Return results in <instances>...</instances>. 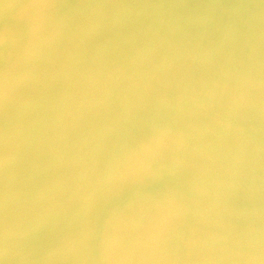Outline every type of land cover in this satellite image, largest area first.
Masks as SVG:
<instances>
[{
    "label": "bare ground",
    "instance_id": "1",
    "mask_svg": "<svg viewBox=\"0 0 264 264\" xmlns=\"http://www.w3.org/2000/svg\"><path fill=\"white\" fill-rule=\"evenodd\" d=\"M263 21L264 5L261 0H0V238L3 235L5 243L9 242L6 238H11L10 241L16 239L17 247L12 244L18 248L15 252L24 248L22 251L28 250L29 254L30 249L31 256L32 249L25 248V244L33 241L29 237L35 231L33 227L38 222L36 219H41L42 215L48 222L46 219L49 217L54 229V224L68 221L72 215L71 219L80 222L77 220L78 225L73 222L76 225L71 227L75 228L72 231L75 233L72 257L64 264H94L93 259L99 255V244L94 249L97 239L92 235L84 238L82 228L90 225L96 228L97 213L95 209L87 208L84 202L87 199H81L82 193L76 192L79 183L88 177H94L97 181L109 177L111 189L98 196L97 207L106 208L116 199L125 204L133 196L132 192L143 190L141 188L149 171V156L152 155L156 159L160 158V165H153L151 169L155 188L152 192H158L156 199L148 194L153 198L150 199L152 202H158L157 205L152 204L163 206L164 203L159 204L157 201L161 200L158 194H167V198H164L168 202L175 198L170 202L174 203L171 208L165 203L168 207H164L168 210L164 209L170 212L161 227L157 219H161L162 215L158 217L157 213V218H154L156 213L151 210L154 207L152 204H148L153 206L151 208L144 205L145 209L141 208L143 212L149 208L148 211L154 214L147 211L149 215L145 217L152 215L151 218L158 223L156 227L151 226H158L159 231L156 229L150 234L158 233L156 238L159 235L161 258L158 259L161 264H175L178 260L181 264H264V167L252 165L248 159L250 153H247L246 163L238 139H247L252 144L264 142V60L261 64L257 63L262 69L255 74L259 84L253 89L249 105L245 103L233 114L232 120L239 123L234 132L236 135L224 139L220 136L211 137L208 131L216 119L218 103L225 98V83L233 77L231 66L243 64L244 50L252 46L250 37L259 34L264 46ZM240 36L244 39H237ZM234 44L240 48L232 56L228 51L232 50ZM261 54L264 56V47ZM220 66L224 67L223 71ZM184 71L191 78L189 81L185 78L184 81L192 82L181 85L180 79L183 78L179 79L178 75L183 77ZM178 88L187 92L183 98L176 92ZM166 92H171L168 99L167 95L163 98ZM178 92L181 93L180 90ZM159 102L163 103L160 106L166 108V112H172L176 105H186L190 115L197 111L193 120L184 121L192 132V139L182 146L178 143L167 146L169 149L164 147V133L171 125L161 128L165 132L153 129L155 122L156 130L163 125L161 123H167L164 118L161 119L163 122L159 121V117L165 113L160 107L162 116H158ZM172 104L175 108H172ZM255 109L258 111L255 112ZM151 115L155 118H151ZM252 115L256 117L255 121ZM149 117L155 119L152 120L155 121L152 122L154 125H149L154 131L144 130ZM150 118L148 121L151 122ZM148 121L147 124H150ZM177 123L173 124L175 129L181 122ZM149 132H153L154 138H148ZM234 136L239 137L235 139ZM218 145L219 149L215 150L217 157L207 158L209 152ZM184 147L186 150L179 156L178 151ZM237 148L238 153H235ZM182 170L185 174L181 175L183 180L180 174L178 176ZM172 173L179 181L182 180L181 183L178 181L179 186L175 184L177 182L171 183L172 179L169 178L173 177ZM59 179L63 181L57 182ZM57 183H60V187ZM33 185L39 189L43 185L45 190H41H47L48 195L51 192L58 194L53 195L59 197V201V198L50 195V202H45V208L48 203L52 206L50 209L48 205L50 212L45 211L44 206H38L40 211L34 209L40 215L32 209L35 206L31 204L37 203L35 200H43L44 203L49 197L42 195L44 191L41 193L36 189L41 194L38 193V196L37 192L34 193L37 196L32 195L36 198H31V202L29 198L34 192L32 190H35ZM169 185H174L176 192L170 191L173 188ZM76 193L81 195L78 202L75 199L78 196L74 197ZM25 197L30 202L25 201ZM79 201L85 203L86 208ZM27 202L28 218L22 220V211L17 216L15 213ZM27 207L25 205L22 210L26 212ZM157 207L156 212H167L160 208L161 212ZM41 209L45 213L41 214ZM32 210L39 216L35 218V213L32 215L34 217L31 216L35 218L32 219L35 220L34 225L29 216ZM136 214H140V211ZM15 216L24 222L30 219L32 224L28 220L25 228H19L20 233L16 224L11 222ZM128 216L133 219L130 213ZM151 218L144 219L143 216V221ZM20 219L16 220L19 222ZM132 219L127 227L135 223L136 227L142 225L140 220H136L137 226V222L133 220V223ZM47 222L40 224L46 225ZM149 222L143 225L147 228L153 224V221ZM8 225H15L20 238L16 230V233L13 232L14 227H10L13 230L12 233L9 231L11 235L8 234ZM29 225L31 231L27 228ZM36 227L43 228L42 232L45 228L35 225L34 229ZM63 228L62 231L65 230ZM22 229L28 231L27 243L25 238V242L22 240ZM150 229L148 227L145 230ZM132 231L134 234L138 232ZM39 232L41 230L37 234ZM131 233H127V236L134 235ZM39 236L34 235V238ZM109 236L112 238L115 235ZM146 236L149 239L147 233ZM134 237L142 238L143 235L139 233V236L135 235L129 241L137 239ZM147 237H143L144 243L149 242ZM18 238L24 242H21L24 247H20ZM139 239L134 244H138ZM35 241L32 243H37ZM4 242L0 241V244ZM125 242H128L127 238ZM125 242H121L122 247ZM142 244L140 247H145ZM3 245L6 247L7 243ZM9 245L5 248L6 252H10ZM153 245L150 247L156 250L158 246L155 248ZM134 247L138 248L139 245ZM129 252L127 254L130 255ZM7 253L2 254L5 257ZM2 254L1 261L5 260L1 258ZM10 254L6 258L10 259ZM17 254L24 255L22 252ZM13 257L12 260L17 259L15 262L23 263L15 255ZM24 258L22 256L23 261ZM9 259L6 260L10 264ZM135 260L133 264H137ZM150 260L152 258L149 259L151 263ZM27 261L24 262L29 264ZM114 261L115 258L109 264H116ZM15 262L11 261L17 264ZM45 262H48V258ZM102 262L107 264L104 259Z\"/></svg>",
    "mask_w": 264,
    "mask_h": 264
},
{
    "label": "rangeland",
    "instance_id": "2",
    "mask_svg": "<svg viewBox=\"0 0 264 264\" xmlns=\"http://www.w3.org/2000/svg\"><path fill=\"white\" fill-rule=\"evenodd\" d=\"M262 2H263V5H264V0H261ZM262 13V12H261ZM264 22V21H263ZM237 39H244V37H242V36H240L239 38H237ZM250 39H251V43H252V46L250 47V49H245L244 50V59H243V64L241 65V66H237V67H234V66H231V74H233V77L232 78H230L226 83H225V94H224V99L222 100V101H220L219 103H218V107H216V119H215V121H214V123L211 125V127H210V130H208L209 131V134H210V136L211 137H213V136H220V137H223L224 139H229L231 136L233 137V135L235 134L236 135V133H234L235 132V129H236V127H237V125L239 124L238 122H234L233 120H232V117H233V114L236 112V111H238L245 103H246V105H249V101L251 100V98L253 97H251L250 98V96H251V94H252V92H253V89H254V87H257V85L259 84V81H258V83H257V79H256V72L258 71V70H260V69H262L261 68V66L260 65H258L257 63H259V64H261L262 63V61L264 60V56L261 54V50H262V48L264 47L263 46V44H262V37L259 35V34H256V35H254V36H251L250 37ZM250 43V44H251ZM240 47H238L237 45H233L232 46V50H230V51H228V52H230V54L233 56V54L234 53H237V51H238V49H239ZM225 49L223 48L222 49V51H224ZM220 68H221V66H220ZM223 68L224 67H222L221 69H222V71H223ZM179 70H181V69H179ZM214 71L215 72H217V68H215L214 69ZM179 73H180V71H179ZM186 73L188 74V72L186 71ZM185 73V71H184V76H187V74ZM182 74V73H181ZM182 76V75H181ZM180 77L179 75H178V77H179V79L180 78H183V79H180V80H182V82H180V84L182 85V83H186V81H189V80H191V78L189 79V77L187 76V77ZM185 78H186V81H184L185 80ZM187 78H188V80H187ZM178 78H177V80H179ZM179 80V81H180ZM190 82H192V81H190ZM190 82H187L186 84H188V83H190ZM183 84V85H184ZM180 91H181V93H179L178 91H176L177 93H178V95H181L182 96V98L185 96V94L187 93V92H185L184 90H183V88H178ZM182 91H183V93H184V95H182L183 93H182ZM167 93V92H166ZM166 93H164V95H163V98H166L167 97V99H168V94L169 95H171L170 93L171 92H168L167 94ZM165 95H167L166 97H164ZM176 96H177V94H175ZM174 95V98L176 97ZM181 96H179V101H180V98H181ZM173 98V97H172ZM172 98H171V100H172ZM250 98V99H249ZM172 101H175V103L177 102L175 99H173ZM247 101V102H246ZM160 103H162V102H159V107H158V109L163 105V103H162V105L160 106ZM174 103V104H175ZM178 103H180L181 104V102H178ZM158 105V104H157ZM165 106H166V104H164ZM176 105V104H175ZM175 105H173L172 104V108H175ZM164 107V106H163ZM167 107V106H166ZM156 110H157V107L155 106L154 107ZM162 108V107H161ZM162 109H164V111H162V112H165L164 114H162L161 115V113L162 112H160V110H162ZM162 109H159V110H157V111H159V113L160 114H158V116H162V117H159L160 118V120L157 118L158 116H156V118L159 120V121H161V119L162 118H164V119H166L165 121H167V123L166 122H164V123H161V124H163L162 126L160 125V123H159V121H158V123H159V125H160V129L159 128H157V130H156V128H155V125H156V122L155 121H152V120H155V119H151V118H155V117H153L154 115H153V113H152V115L149 117L150 119H151V122L150 121H148V119H147V121L148 122H150V124H147V121H146V125H148L147 127H149L150 129H148L146 126L144 127V130H145V128H146V130L147 131H154L153 129H155V131H158V130H161V132H163L164 131V129H161V128H164V126H168V125H171V127L169 128V126H168V129H167V131H166V133H164L165 134V137H164V144H165V146L164 147H166V149H169V148H167V146H170V145H173V144H178V143H180L179 144V146H182L183 144H185V142H187L189 139H192V137H191V134H192V132H191V130H189L188 128H187V126H186V124L184 123V121H186V120H188V119H191V120H193L194 118H195V114H196V112L193 114V115H190L189 114V112H188V108L186 107V105H183V106H181L180 107V105H178V107H177V105H176V108L175 109H172V112H166L167 110H166V108H162ZM167 109H168V107H167ZM261 109V108H260ZM260 109H259V111H260ZM263 109V108H262ZM166 110V111H165ZM174 110V111H173ZM155 110H153V112H154ZM256 111H258V109L256 110L255 109V112ZM156 112V111H155ZM259 113H261V111L259 112ZM154 114H156V113H154ZM255 114V113H254ZM256 114H258V112L256 113ZM252 118H253V120L255 121V116L254 115H252ZM163 120V119H162ZM152 122H155L154 124L152 123ZM161 122H163V121H161ZM169 122V123H168ZM177 122H181L180 123V125H179V127L178 128H174V123H177ZM157 123V124H158ZM152 124V126L154 125V128L152 129L149 125H151ZM178 124V123H177ZM176 124V125H177ZM244 125H246V122H244L243 123ZM175 125V126H176ZM157 127V126H156ZM167 128V127H166ZM152 129V130H151ZM163 130V131H162ZM146 131V132H147ZM142 132H144V133H146L145 131H142ZM165 132V131H164ZM148 133V132H147ZM150 133H152L150 136H149V134ZM155 133V132H154ZM149 134H148V138H154V137H152V136H154L153 135V132H149ZM146 134H144V137H146L145 136ZM235 137V139L236 138H238L239 136H234ZM147 138V139H148ZM163 139V138H162ZM239 140H240V147H241V150H242V152H244V154H243V156H245L246 157V163H247V153H250V156L248 157V159H249V161H250V163L252 164V165H254L256 168H260V167H264V142H263V140H262V143H254V144H252L249 140H247V139H244V138H238ZM237 141V140H236ZM214 144L216 145L217 144V141H215L214 142ZM217 149H219V145L218 146H215V149L214 150H212L211 152H209V154H208V156H207V158H216L217 156H216V152H215V150H217ZM186 150V147H184L183 149H181V150H179L178 151V155L179 156H182V154H183V152ZM239 149L237 148V150H236V152L235 153H238L237 151H238ZM241 150L239 151V152H241ZM259 150L261 151V152H259ZM152 152V151H151ZM153 165H160V158L159 159H156V158H154L152 155H150L149 156V160H148V166H149V171H148V175L146 176V179H145V183L143 184V186H142V188H141V192H140V189L139 190H135L136 192H132V197L130 198V196H131V194H130V196H129V198H130V201L129 202H131L130 204H129V202H127L126 201V203L124 204V203H120V200L119 199H116L115 200V202L114 203H112L111 205H109L108 207H106V208H99V207H97V200H98V196L102 193V192H108L109 191V189H111V185H110V183H109V177H105V178H102V179H100V180H96L94 177H88V178H86L85 180H83V181H81L80 183H79V185H78V187H77V190H76V192L78 191V192H81L82 194V198L81 199H84V200H86V201H84V202H86V207L87 208H90V209H95V212L97 213V225H96V228H94L92 225H90V226H85V227H83L82 228V231L84 232V238H86V237H88L89 235H92V237H94V239H97V241H96V243H95V245H94V249H96V245L97 244H99V245H97V251H98V254H96V255H98V256H96L95 257V259H93V260H95L94 261V264H101V262H102V260L104 259L105 260V262L107 263V264H109V262L111 261L112 262V260L115 258V261H114V263H116V264H133V262H134V259H136L135 260V262L136 261H138V262H136L137 264H149L150 262H149V259H151L152 258V260H150L151 261V263L150 264H154L155 262H157L158 264H161L160 262H161V260H159L158 258H161V249H160V244H159V235H158V238H156L155 236H157V234L158 233H156V234H154V235H152V234H150V232L152 231V232H154V231H156V229H158L159 227L158 226H160L161 227V225L163 224V222H165V220L167 219V216H168V214H169V212H170V210L169 211H167L168 209L167 208H165L164 206H166V207H168L167 205H165V203H168L169 204V208H171V204H170V202H172L174 199H170V196H169V199L171 200V201H169L168 202V199H166L165 200V198L164 197H166L167 198V194H166V196H165V193H163V195L162 194H158L157 196L159 197L160 195V198L159 199H161V200H158L157 199V201H159V204H163V206H158L159 207V210H160V208H161V210H163L164 208L165 209H167V210H163V211H167L165 214L164 213H160V212H156V211H158V210H155L156 208L155 207H157L156 205H157V203L158 202H156L155 200H153V202H152V200H150V199H153V198H155L156 199V194L158 193H156V191L155 192H152L153 190H155V188H154V184H153V181H152V178H154L153 177V174H152V172H151V169H152V167H154ZM183 171L184 170H182V172L181 173H178V176H179V174H180V178L182 179V177L185 175V174H183ZM185 172H186V170H185ZM175 173V172H174ZM63 174V173H62ZM183 174V176L181 177V175ZM172 175H173V177L171 178H169L170 180L172 179V182L169 180V179H167V180H169L171 183H175V182H177V183H175V184H177L178 186H179V184L181 183V181L184 179H182L181 181H179V179H178V177H176L175 176V174H173L172 173ZM172 175H170V176H172ZM60 176V175H59ZM58 176V178H60ZM178 179L177 181H175L176 180V178ZM62 178V177H61ZM60 178V179H61ZM174 178V179H173ZM57 180V182L59 181H63V180ZM63 179V178H62ZM174 180V181H173ZM55 181V180H54ZM178 181L180 182V183H178ZM169 182V183H170ZM63 183H65V181L63 182ZM173 183V184H174ZM58 185H59V187H60V183H57ZM58 185H57V187H58ZM43 185H41L40 187V189H39V187L37 188V186H36V188H35V186L33 185V187H34V189L36 190V189H39L40 190V192L42 191L41 189L43 188L42 187ZM151 186H153V188H151ZM172 186V187H171ZM169 185V187H171V188H173L172 190H170V191H175L176 192V189H174V185ZM178 186H176L177 188H179ZM147 187V188H146ZM175 187V188H176ZM171 188H169V189H171ZM44 190H45V188H43ZM60 190H61V188H59ZM145 189V190H144ZM32 190V189H31ZM35 190H32V192H30V193H32L31 194V196L32 195H36V194H38V193H40V192H38L37 190L35 191ZM43 190V191H44ZM60 190H57V191H60ZM63 190V189H62ZM42 191V192H43ZM49 191H51V190H49ZM63 191H65V190H63ZM70 191H71V189H70ZM178 191V190H177ZM37 192V193H36ZM41 192V193H42ZM48 191L46 190V191H44L43 192V194L42 195H47V196H49L48 198H46V199H48L47 201H46V199L44 200V203H42L43 202V200L41 201V200H35L34 202H37L39 205H37V203H30L31 205H34L35 207H32V209L34 210H37L36 208H38V211H40V207L42 208L43 206V208H44V210L45 211H48V205L50 204V203H48V205H47V207L45 208V205L47 204V203H45V202H50V195H53L54 193L55 194H57L56 192H51L52 194H50L49 193V195H48V193H47ZM61 192V191H60ZM144 192V193H143ZM148 192H151V193H148ZM167 192V191H166ZM34 193H36V194H34ZM40 193V194H41ZM45 193V194H44ZM135 193H137V194H135ZM144 195H143V194ZM147 193V194H146ZM142 194V195H141ZM152 195V197L153 196H155V197H149V195ZM168 194H169V192H168ZM175 194L176 193H174V195H173V197H175ZM41 195V196H42ZM58 195V194H57ZM61 195V194H60ZM75 195H77V193L76 194H74V197H76ZM79 195L80 194H78L77 196L78 197H76L75 199H77V202H78V200H80V199H78L79 198ZM80 195V196H81ZM137 195V196H136ZM169 195H171V193L169 194ZM37 196V195H36ZM38 196H39V194H38ZM134 196H136L135 197V199H134ZM143 196V199H141V197ZM146 196H148L147 198H148V200H147V198H146ZM27 197H28V195H27ZM29 197H30V195H29ZM54 197H56V198H59V197H57L56 195L54 196L53 195V198ZM139 197V198H138ZM162 197V198H161ZM172 197V196H171ZM31 198H33V196L32 197H30L29 199L31 200ZM34 198H36V197H34ZM33 198V199H34ZM53 198H52V205H53ZM128 198V199H129ZM164 198V199H163ZM28 198H26L25 197V201L27 200ZM137 199H139L138 201H136ZM142 200V202H141V204H140V201ZM165 200L164 202H162L163 200ZM60 200V198L58 199V201ZM28 201V200H27ZM38 201H41V203L40 202H38ZM81 201H83V200H81ZM81 201H79V202H81ZM150 201H151V203H150ZM155 201V202H154ZM161 201V202H160ZM28 202H30V201H28ZM23 203V204H25L26 205V209L25 210H27L26 212L24 211V210H22L23 208H25V205H23L22 204V206H24L23 208H22V206H21V210H18L15 214H16V216L19 214V212L20 211H22V220H24L27 216H28V208H29V205H27V204H29V203ZM31 202H32V200H31ZM55 202V201H54ZM57 202V201H56ZM55 202V203H56ZM148 202V203H147ZM128 203V204H127ZM138 203L140 204L139 206H141V207H139L138 206ZM146 205H145V204ZM152 203H154V204H156V205H153ZM40 204H42V206L40 205ZM44 204V205H43ZM84 204H82V202H81V205L84 207ZM148 204H152L153 206H149ZM174 204V203H173ZM172 204V205H173ZM77 205H80L79 203H77ZM80 205V206H81ZM142 205H144V206H147V207H149V208H151V207H153V208H151V210H153V212H155L156 214H154L153 212H151L152 214H154L155 216H154V218L156 219L157 217H156V215H157V213H158V217H160L161 215H162V217H164V216H166V217H164V218H162L161 217V219L163 220H161V219H159V220H161V222H159V220L157 219V221H158V223H157V221L155 222V219L152 217L151 218V216L152 215H150V216H147V217H150L151 218V220H148L147 219V221L149 222V221H153V224L151 223L148 227H149V229L152 227V229H150V230H145V229H147L146 228V224H148V222L147 221H143L144 219H146L147 217H145L146 215H149L150 214V212L148 211V209H146V211H144L143 212V210L145 209V207L144 206H142ZM38 206H40V207H38ZM50 207V209H51V205H49ZM86 207H84V208H86ZM144 207V209L142 210L141 208H143ZM146 207V208H147ZM157 207V208H158ZM47 209V210H46ZM50 209H49V211L48 212H50ZM29 210H31V206H30V209ZM32 210V212L31 213H29V216L31 217L32 215H35L36 213H38V215H40V213L37 211H33ZM42 210V209H41ZM44 210H42V213L41 214H43V213H45V212H43ZM133 210H137V212H139L140 211V214L142 215L141 217H139L140 216V214H136L137 212L136 211H133ZM139 210V211H138ZM142 210V211H141ZM155 210V211H154ZM160 210V211H161ZM133 211V212H132ZM147 211L149 212V214H147ZM163 211H161V212H163ZM27 213L26 215H24V213ZM48 212H47V214H48ZM135 213V215L134 214H132V213ZM35 213V214H34ZM131 214L132 216H133V219H132V217H130V216H128V214ZM143 213H146V214H144L143 215ZM21 214V213H20ZM19 214V215H20ZM31 214V215H30ZM159 214H160V216H159ZM126 215V216H125ZM136 215H139V216H136ZM164 215V216H163ZM14 216V215H13ZM13 217V221H11V222H14L15 224H16V228L18 229V231L21 233V229H19L20 227H22L23 226V228H25V223L27 222V224H28V220L30 221V219H27V221L26 222H24V221H22L21 219H20V217L18 216V217ZM41 217V219H39V218H37L36 220L38 221V222H40V221H42L43 220V222H40V223H42V224H44L45 222H47V221H45V218L46 217H44V219H43V217H42V215H40ZM48 216V215H47ZM128 216V218H126ZM143 216H144V219H143ZM32 217H34V216H32ZM31 217V220L32 219H35L36 217H39V216H37V214L35 215V218H32ZM51 217V216H50ZM70 217V216H69ZM74 217H76V216H74ZM124 217V218H123ZM136 217H139L138 218V220L137 221H141L140 222V225L142 224L143 225V223L145 222H147L145 225H141V226H138L139 224H138V222L135 220V218ZM20 219V224H19V222L16 220V219ZM28 218V217H27ZM49 217H47V219L46 220H48V222L46 223V225L48 226V225H50V221H49V219H48ZM72 218V215H71V217L68 219V221H65V222H63V223H61V224H54L55 226H54V229H53V227L50 225V227H52V231H51V229H50V227L48 226L47 228H46V225H42V224H40L39 223V225L40 226H44L45 228H44V230H43V232H42V229L40 228V227H36V229H37V231H39V230H41V233L39 232V234H41V236H39V234H37V231H36V229H34V227H35V225H37V226H39L38 225V222L35 224V220H32L34 223H33V225H34V227H33V231L35 230L36 231V233H35V231H34V233H32L33 235H31V232H29V234L31 235L30 237H29V235L27 234L28 233V231L26 232L25 230H27V229H22V231H23V234L21 235V237H22V240L24 241V239L23 238H25V243H27L28 241V237L29 238H31V239H29V240H33V241H31V242H28V243H30V244H33L32 242H34V239L37 241V243L39 242L40 243V245L42 246H40V245H36L37 243H34L35 244V246H34V244L32 245V246H34V247H36V248H32V246H30L28 243L27 244H25L26 246H28L29 245V247H26L25 246V248H31L32 249V251L31 252H35V254H33L32 253V255L30 256L29 254H30V249H29V254H28V250L27 251H25L24 250V252L22 251L24 248H22V247H24L23 245L24 244H21V242H22V240L21 239H19L20 238V234L18 233V231H17V229L14 227V226H10L11 228H13L14 227V230L13 229H11V230H13V232H15V230L17 231V236H18V234H19V238L17 239V241H19L18 243H19V245H20V247L22 248L20 251L22 252V253H24V255H21V254H19V255H21V256H18V254L17 253H21L20 251L19 252H15V251H17L18 250V248L16 249V247H17V242H15V240L16 239H12L11 241H10V239H7L6 238V236H9V235H11L10 234V232L12 233V231L10 230V227H9V225H10V223H9V225L7 226V227H9V229H8V231L7 232H9L8 234L9 235H7L6 233V236H5V240H9V242H12V243H9L8 241L6 242L7 243V248H8V245L9 244H11V246L9 247L10 248V252H9V250H7V252H6V247H5V245H3V244H6L5 242H4V240H3V235H2V240H1V238H0V241L1 242H4L3 244L1 243L0 244V246H2L3 245V247H0L1 249V251H2V253H7V254H5V257H4V254H2L1 253V251H0V255L2 254V256H1V258L3 259V258H5V260L6 259H9V258H6V256L9 254V253H12V254H10L11 256H8V257H10V259H11V261H12V263L13 262H15L14 260H12V257L15 255V258L16 257H18V259H19V261H22L23 263H21V262H15V263H17V264H26V262H24V261H27V259H29L28 261H27V263L29 262V264H51V263H53V264H64V262L66 261V260H68V258H71L72 257V253H71V248H72V241L74 240V232L72 233V231H75V228L73 229V228H71V227H73V226H75L76 224L78 225V222H80V220H78V219H76L75 220V218H74V220L73 219H71ZM132 219V222L133 223H135V222H137V226L138 227H136V223L133 225L132 223V225L131 226H133L132 228L133 229H127V228H131V226L129 227H127V225H130V222H129V220L131 221V219ZM142 218V219H141ZM51 219V218H50ZM12 220V219H11ZM15 220H16V222H15ZM40 220V221H39ZM67 220V219H66ZM70 220H72V221H70ZM77 220H78V222H77ZM133 220H135V222L133 221ZM32 221H30L29 223H31L32 224ZM142 221H143V223H142ZM23 222H24V225H23ZM51 222H52V220H51ZM71 224H70V223ZM73 222H77L76 224H73ZM155 222V223H154ZM17 223H18V225H17ZM22 223V224H21ZM49 223V224H48ZM66 223H69V224H67V225H64V224H66ZM91 222H88V224H90ZM150 223V222H149ZM26 224V225H27ZM80 224V223H79ZM158 224V226H157V228H154V226L156 227V225ZM13 225V224H12ZM19 225H21V226H19ZM59 225V226H58ZM71 225V226H70ZM73 225V226H72ZM99 225V226H98ZM151 225H154V226H151ZM62 226V227H61ZM63 226H64V228H63ZM66 226V227H65ZM27 227V226H26ZM29 227H31L30 225L27 227L28 228V230L29 231H31L32 229H30ZM61 229H60V228ZM69 227H70V229H69ZM135 227V228H134ZM139 227L142 229L141 231H138V230H140L139 229ZM144 227V228H143ZM38 228H39V230H38ZM56 228V229H55ZM62 228L63 229H65L66 230V232L68 233V234H70L71 236L69 237V235L65 232V230H63L62 231ZM67 228V229H66ZM136 228H137V230H136ZM155 230H154V229ZM73 229V230H72ZM46 230V231H45ZM69 230H71V231H69ZM130 230V232H132L133 234H134V232L132 231V230H134V231H138L136 234H134V235H128V236H132V237H130V238H133V236H135V235H137V236H139V233H140V236H142L143 235V237L145 238V237H147L146 236V233H147V235L149 236V239H148V237H147V240H149V242L147 241L146 243H144L145 241H144V239H143V237L141 238V237H138V238H140L139 239V241H138V244L136 243V244H134L136 241H137V239L134 237V239H136V240H132L131 242L129 241L130 240V238L127 236V233H129L130 234V232H128V231ZM44 231H45V233H44ZM59 231V232H58ZM60 231H62L61 233L63 234V236L61 235V233H60ZM125 231V232H124ZM144 231H146L145 233H143ZM157 231H159V229L157 230ZM25 232H26V234H25ZM47 232V233H46ZM50 232V233H49ZM95 232H97V233H95ZM149 232V233H148ZM151 232V233H152ZM16 233V232H15ZM14 233V234H15ZM43 233V234H42ZM49 233V234H48ZM126 233V234H125ZM131 233V234H132ZM143 233V234H142ZM40 237H38L37 239L36 238H34V235L35 236H37V235ZM45 234H47V236L45 235ZM51 234V235H50ZM53 234H54V236H53ZM65 234V235H64ZM109 234H114L115 236L113 237L112 236V238H110L111 236H109ZM120 234H123V235H121L120 236ZM145 234V235H144ZM150 234V235H149ZM25 235V236H24ZM27 235V236H26ZM43 235H45V236H43ZM67 235V236H66ZM124 235L126 236V237H124ZM14 237H15V235H13ZM123 236V237H122ZM151 236H153L152 238H151ZM11 237V236H10ZM13 237V238H14ZM26 237H27V239H26ZM32 237H33V239H32ZM42 237H45V238H42ZM58 237V238H57ZM63 237V238H62ZM16 238V237H15ZM47 238V239H46ZM69 238V239H68ZM72 238V239H71ZM83 238V239H84ZM117 238H119L118 239V241L120 242H118L117 241ZM120 238H121V240H120ZM127 238L128 239V242H129V245H132V243H133V245H132V247H128L129 245L127 244L128 242H125V239ZM156 238V239H155ZM41 239H43V240H41ZM47 241V243H46V241ZM51 239V240H50ZM63 239H64V241H63ZM123 239V240H122ZM151 239V240H150ZM21 240V241H20ZM39 240V241H38ZM56 240H57V242H56ZM59 240L62 242H59ZM66 240V241H65ZM71 240V241H70ZM142 240V241H141ZM146 240V239H145ZM153 240H156V241H153ZM14 241V242H13ZM35 241V242H36ZM42 241V242H41ZM45 241V242H44ZM69 241V242H68ZM127 241V240H126ZM135 241V242H134ZM151 241H153V242H155L154 243V245H155V248H156V250H154V247H153V249H152V247H150V245L152 246L153 245V242H151ZM24 242H22V243H24ZM50 242V243H49ZM53 242V243H52ZM59 242V243H58ZM71 242V243H70ZM123 242H125L123 245H125V246H123L122 247V243ZM158 242V243H157ZM15 244V248L13 247V245ZM41 243H44V244H41ZM46 243V244H45ZM65 243V244H64ZM142 243H144V244H142V246L143 245H145V247L143 246V247H140V245ZM149 243H151L150 245H149ZM13 244V245H12ZM17 244V245H16ZM118 244H120V247L118 246ZM43 245H44V248H43ZM46 245V246H45ZM54 245V246H53ZM60 245V246H59ZM62 245V246H61ZM64 245V246H63ZM69 245V246H68ZM138 246L139 245V247L140 248H142L141 250H139L140 248L138 247H134V246ZM153 245V246H154ZM52 246L54 247V248H56L55 250H53V248H52ZM126 246H127V248H129V250L127 251V248H126ZM149 246V247H148ZM37 247H38V249H41V248H43V249H41V250H39V251H37L38 249H37ZM60 247V248H59ZM4 248V249H3ZM6 248V249H5ZM14 248V250H13V252L11 251L12 249ZM62 248V250L60 251V249ZM98 248H102V249H98ZM137 248V249H136ZM16 249V250H15ZM37 249V250H36ZM47 249V250H46ZM121 249V250H120ZM130 249H131V251H130ZM151 249V250H150ZM159 249H160V251H159ZM34 250V251H33ZM125 250V251H124ZM134 250H135V252H134ZM142 250H144V253L142 252ZM147 250V251H146ZM158 250V251H157ZM37 251V252H36ZM48 251V252H47ZM122 251V252H121ZM130 251V252H129ZM133 251V252H132ZM141 253H140V252ZM153 251H154V253H155V255H154V253H153ZM15 252V254L13 255V253ZM25 252H27V253H25ZM46 252V254H44ZM124 252V253H123ZM130 253V255L129 254H127V253ZM148 252L150 253V255L148 254ZM41 253V254H40ZM59 253V254H58ZM61 253V254H60ZM69 253V254H68ZM101 253H102V255H101ZM131 253H133V254H131ZM137 255H136V254ZM143 253V254H142ZM16 254H17V256H16ZM37 254V255H36ZM44 254V255H43ZM49 254V255H48ZM55 254V255H54ZM140 254V256H138ZM142 254V255H141ZM13 255V256H12ZM26 255H28V257L26 256ZM34 255V256H33ZM133 255V256H132ZM158 255H159V257H158ZM22 256L24 257L25 256V258H24V261H23V259H22ZM51 256V258H49ZM100 256V257H99ZM128 256V257H127ZM132 256V257H131ZM152 256V257H151ZM154 256V257H153ZM156 256V257H155ZM19 257H21V259L19 258ZM31 257V258H30ZM43 257V258H42ZM56 257H58L57 259H56ZM60 257H61V259H60ZM125 257H127V258H125ZM148 257H151V258H148ZM14 258V257H13ZM33 258V260L32 261H34L33 263H32V261L30 260V259H32ZM47 258H48V262H45L46 260H47ZM129 258H130V260H129ZM133 260H132V259ZM138 258V259H137ZM158 259V261H157V259ZM10 259H9V261H10ZM41 259V260H40ZM46 259V260H45ZM50 259V260H49ZM126 259V260H125ZM156 259V260H155ZM4 260V259H3ZM3 260L1 261V259H0V263L2 264H5V262H3ZM4 260V261H5ZM118 260V261H117ZM120 260V261H119ZM124 260V261H123ZM128 260V261H127ZM8 260H6V262H7ZM11 261H10V264H12L11 263ZM31 261V262H30ZM58 263H57V262ZM62 261V262H61ZM126 262V263H125ZM149 262V263H148ZM154 262V263H153ZM6 264H9V262H7ZM102 264H105V263H103L102 262ZM135 264V263H134ZM156 264V263H155ZM175 264H181V261L180 260H178V261H176V263Z\"/></svg>",
    "mask_w": 264,
    "mask_h": 264
}]
</instances>
